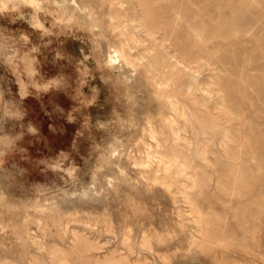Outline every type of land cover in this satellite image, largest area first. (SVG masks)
<instances>
[{
	"label": "rangeland",
	"instance_id": "obj_1",
	"mask_svg": "<svg viewBox=\"0 0 264 264\" xmlns=\"http://www.w3.org/2000/svg\"><path fill=\"white\" fill-rule=\"evenodd\" d=\"M135 1L87 0L94 28L74 30V36H41L30 23V6L0 13V31L27 35L29 47L40 46L39 61L61 48L79 55L95 37L105 49L124 48L139 72L136 95L118 109L121 124L113 136L121 152L104 169L105 177H114L110 187L105 178L86 195L79 194L85 191L81 184H46L41 192L26 179L0 177V264H264V0H152L159 22L152 31ZM156 44L192 77L181 70L175 80L169 64L155 63ZM6 76V86L18 93L15 76ZM36 118L48 119L43 112ZM82 132L94 167L104 141L95 130ZM94 143L101 145L96 151ZM170 163L176 165L167 174ZM82 183L91 185V175ZM46 201L50 210L39 211Z\"/></svg>",
	"mask_w": 264,
	"mask_h": 264
},
{
	"label": "clouds",
	"instance_id": "obj_2",
	"mask_svg": "<svg viewBox=\"0 0 264 264\" xmlns=\"http://www.w3.org/2000/svg\"><path fill=\"white\" fill-rule=\"evenodd\" d=\"M22 6L34 9L30 23L41 36H74V30L94 28L89 24L92 5L87 0H0V13ZM28 45L27 35L0 31V177L12 183L26 179L41 186V192L47 190L42 187L46 184H81L85 191L79 194L86 195L105 178L110 187L114 177H105L104 169L119 151L113 136L121 124L118 109L138 90L135 61L111 45L101 47L95 37L87 51L79 49V55L61 48L45 61L37 59L39 45ZM9 72L16 78L18 93L6 86L11 83ZM36 108L47 121L36 118L39 112L33 115ZM76 125L80 127L73 136ZM85 128L101 134L104 141L94 167L80 139ZM100 147L94 143L92 151ZM89 175L93 183H82ZM119 175H125L123 168ZM77 194L65 191V196ZM48 203L38 210H50Z\"/></svg>",
	"mask_w": 264,
	"mask_h": 264
},
{
	"label": "bare ground",
	"instance_id": "obj_3",
	"mask_svg": "<svg viewBox=\"0 0 264 264\" xmlns=\"http://www.w3.org/2000/svg\"><path fill=\"white\" fill-rule=\"evenodd\" d=\"M156 1H158V0H156ZM182 1V0H181ZM122 2V1H121ZM136 3L135 4H137L138 6L135 8V10H140V12H142V14H143V22L142 23H144L145 25H146V27H147V29H149L150 31H152V30H154V29H156L157 27H159V22L157 21V15H156V10H155V7H154V2L152 1V0H136L135 1ZM102 3V2H101ZM125 3V2H124ZM165 3H166V1H165ZM134 4V3H133ZM169 4H171V3H169ZM181 4V3H180ZM108 6H110L109 4H108ZM166 6H168V5H166ZM172 6V5H171ZM99 7V6H98ZM97 7V8H98ZM101 7H104V6H102L101 5ZM162 7V6H161ZM169 7V6H168ZM192 7V6H191ZM113 8V7H112ZM120 8H121V6H120ZM124 8V7H123ZM226 8V7H225ZM173 9V8H172ZM101 10V9H100ZM107 10H108V8H107ZM210 10V9H209ZM180 11V10H179ZM112 12V11H111ZM213 12V11H212ZM199 13V12H198ZM227 13V12H226ZM240 13V12H239ZM243 13V12H242ZM100 14V13H99ZM113 14H115L114 12H113ZM129 14V13H128ZM131 14V13H130ZM230 14H231V12H230ZM179 14H177V16H178ZM195 15V14H194ZM206 16V15H205ZM132 17V16H131ZM197 17H199V16H197ZM179 18V17H178ZM178 18H177V20H178ZM191 18H192V16H191ZM208 18V17H207ZM162 19V18H161ZM230 19V18H229ZM238 19V18H237ZM175 20H176V17H175ZM208 20V19H207ZM131 21H132V19H131ZM138 21V20H137ZM130 22V21H129ZM211 22V21H210ZM215 22V21H214ZM212 23V22H211ZM125 24V23H124ZM135 24V23H134ZM136 25V24H135ZM207 25H208V23H207ZM215 25V24H214ZM254 25V24H253ZM97 26V25H96ZM179 26V25H178ZM122 27V26H121ZM175 27V26H174ZM201 28V27H200ZM242 28V27H241ZM132 29V28H131ZM188 29V28H187ZM250 29V28H249ZM253 29V28H252ZM166 30V29H165ZM234 30V29H233ZM150 31H147V30H145V32H146V34H147V36H149L148 34H150L151 35V32ZM162 31V30H161ZM177 31V30H176ZM183 31V30H182ZM181 31V32H182ZM263 31V30H262ZM105 32V31H104ZM202 32V31H201ZM161 33V32H160ZM98 34V33H97ZM176 34V33H175ZM190 34V33H189ZM192 34H193V32H192ZM243 34V33H242ZM112 35V34H111ZM239 35V34H238ZM245 35H247V34H245ZM186 36V35H185ZM192 36V35H191ZM251 36V35H250ZM253 36V35H252ZM257 36V35H256ZM260 36V35H259ZM113 37V36H112ZM200 37V36H199ZM230 37V36H229ZM241 37V36H240ZM254 37V36H253ZM158 38V37H157ZM195 38V37H194ZM247 38V37H246ZM255 38V37H254ZM180 39V38H179ZM188 39V38H187ZM257 39H258V37H257ZM154 40V39H153ZM169 40V39H168ZM182 40V39H181ZM220 40V39H219ZM137 41H139V39L137 40ZM182 41H184V40H182ZM193 41V40H192ZM196 41V40H195ZM194 41V42H195ZM199 41V40H198ZM111 42V41H110ZM248 42V41H247ZM107 43V42H106ZM114 43V42H113ZM132 43V42H131ZM184 43V42H183ZM198 43V42H197ZM205 43V42H204ZM214 43V42H213ZM249 43V42H248ZM117 44V43H116ZM125 44V43H124ZM148 44H149V42H148ZM152 44V43H151ZM181 44V43H180ZM191 44V43H190ZM193 44V43H192ZM200 45H202L201 44V42H200ZM113 46V45H112ZM191 46V45H190ZM199 46V45H198ZM205 46V45H204ZM209 46V45H208ZM192 47V46H191ZM193 47H194V45H193ZM227 47V46H226ZM142 48V47H141ZM232 48V47H231ZM196 49V48H195ZM117 50H123V51H125V49L124 48H122V47H120L119 49H117ZM131 51H132V49H130ZM137 50V49H136ZM196 50H198V49H196ZM203 50V49H202ZM232 50V49H231ZM254 51V50H253ZM126 52V51H125ZM196 52V51H195ZM127 53V52H126ZM134 53V52H133ZM205 53V52H204ZM214 54L216 55V53H215V51H214ZM218 54V53H217ZM181 55V54H180ZM195 55V54H194ZM237 56V55H236ZM211 57H212V55H211ZM218 57V56H217ZM216 57V59H218ZM152 58H153V61L155 62V63H159V64H165V63H167V64H169L170 65V71H171V73L174 75V79L175 80H178L180 77L178 76V74H179V72L181 71V70H183L184 71V74L185 75H188V76H190V77H192V74L190 73V72H188L186 69H185V67H183V66H179V64H178V62L177 61H175V60H173L172 58H171V56L169 55V52L168 51H166L165 50V48H163L162 46H160L159 44H156V45H154V53H153V55H152ZM213 58V57H212ZM244 59V58H243ZM263 59H264V57H263ZM184 60V59H183ZM219 60V59H218ZM246 61V60H245ZM245 61L243 62V63H245ZM141 62V61H140ZM204 62V61H203ZM213 62V61H212ZM233 62V61H232ZM238 62H239V59H238ZM247 62V61H246ZM216 63V62H215ZM220 63H222V62H220L219 61V64ZM226 63V62H225ZM232 64V63H231ZM241 64V63H240ZM219 66V65H218ZM220 66H221V64H220ZM222 66H223V64H222ZM221 66V67H222ZM230 66V65H229ZM231 66H233V65H231ZM257 66V65H256ZM203 67V66H202ZM224 67V66H223ZM247 67H248V65H247ZM236 68V66L234 67V69ZM240 68H241V66H240ZM226 69V68H225ZM232 70V69H231ZM255 70V69H254ZM224 72V71H223ZM226 72V71H225ZM239 72V71H238ZM209 74V73H208ZM207 74V75H208ZM226 74V77H227V73H225ZM204 75V74H203ZM211 76V75H210ZM242 76V75H241ZM229 78H230V76H228ZM254 77V76H253ZM225 78V77H224ZM237 78V77H236ZM239 79V78H238ZM246 79H248V78H246ZM232 81V80H231ZM223 82V81H222ZM242 82V81H241ZM243 83V82H242ZM246 83V82H245ZM159 84V83H158ZM243 85H244V83H243ZM155 88V87H154ZM190 88H191V86H190ZM262 88L264 89V87L262 86ZM237 89V88H236ZM244 89H246L245 87H244ZM250 89V88H249ZM249 89H248V92H249ZM200 90H201V88H200ZM188 91V90H187ZM154 92V91H153ZM250 92H252V91H250ZM238 93H239V90H238ZM237 93V94H238ZM253 93V92H252ZM157 95V94H156ZM170 95V94H169ZM240 95V94H239ZM255 95H257L256 93H255ZM167 96V95H166ZM211 96V95H210ZM260 96H261V94H260ZM168 97V96H167ZM255 97V96H254ZM241 98V97H240ZM261 98V97H260ZM171 99V98H170ZM169 99V100H170ZM176 99V98H175ZM259 99V98H258ZM168 100V101H169ZM247 100V99H246ZM245 100V101H246ZM253 100H255V99H253ZM174 101V100H173ZM172 101V102H173ZM245 101H244V103H245ZM257 101H259V100H256V102ZM249 102V101H248ZM261 102V101H260ZM174 103V102H173ZM172 103V104H173ZM262 103V102H261ZM177 104V103H176ZM195 104V103H194ZM185 105V104H184ZM249 105V104H248ZM255 105V104H254ZM259 105V104H258ZM261 105H263V104H261ZM186 106V105H185ZM253 106V105H252ZM181 107V106H180ZM261 107H263V106H261ZM161 108V107H160ZM163 108V107H162ZM175 108V107H174ZM187 108V107H186ZM249 109V108H248ZM261 109V108H260ZM256 110V109H255ZM166 111V110H165ZM177 111V110H176ZM192 111V110H191ZM173 112V111H172ZM181 112V111H180ZM187 112V111H186ZM238 112V111H237ZM258 112V111H257ZM168 113V112H167ZM255 113V112H254ZM253 113V114H254ZM181 114V113H180ZM187 114V113H186ZM189 114V113H188ZM260 114V113H259ZM263 114V113H262ZM174 115V114H173ZM173 115H171V116H173ZM179 115V114H178ZM182 115V114H181ZM186 116V115H185ZM263 116V115H262ZM158 116H156V118H157ZM190 117V116H189ZM251 117V116H250ZM249 117V118H250ZM155 118V117H154ZM153 118V119H154ZM176 118V117H175ZM249 118H248V120H249ZM259 118V117H258ZM180 119H181V117H180ZM217 119V118H216ZM245 119H247V118H245ZM263 119V118H262ZM157 120V119H156ZM174 120V119H173ZM189 120V119H188ZM257 119H255V121H256ZM148 121V120H147ZM162 121V120H161ZM177 121V120H176ZM239 121V120H238ZM186 122V121H185ZM190 122H191V120H190ZM248 122V121H247ZM260 122V121H259ZM261 122H262V120H261ZM172 120H169V121H167V125L171 128L172 127ZM178 123V122H177ZM153 124V123H152ZM155 124H157V123H155ZM160 124V123H159ZM179 124V123H178ZM238 124H239V122H238ZM254 124V123H253ZM205 123L204 124H202L201 126H200V129H202V130H205ZM258 125V124H257ZM247 126V125H246ZM261 126V125H260ZM157 127V126H156ZM159 127V126H158ZM157 127V128H158ZM161 127V126H160ZM159 127V128H160ZM185 127V126H184ZM188 127V126H187ZM248 127V126H247ZM156 128V129H157ZM186 129V128H185ZM190 129H192V128H190ZM208 129V128H207ZM264 129V128H263ZM152 130V129H151ZM240 130V129H239ZM248 130V129H247ZM172 131V130H171ZM189 131V130H188ZM192 131V130H191ZM193 131H194V129H193ZM246 131V130H245ZM252 131V130H251ZM180 132V131H179ZM182 132V131H181ZM206 132H208V131H206ZM242 132L244 133V131L242 130ZM247 132V131H246ZM248 132H250V131H248ZM264 132V131H263ZM149 133V132H148ZM188 133V132H187ZM190 133V132H189ZM188 133V134H189ZM233 133V132H232ZM202 134V133H201ZM250 134V133H249ZM211 135V134H210ZM232 135V134H231ZM244 135V134H243ZM177 136V135H176ZM184 136V135H183ZM171 137V136H170ZM182 137V136H181ZM212 137V136H211ZM155 138V137H154ZM153 138V139H154ZM177 138H179V136L177 137ZM200 138V137H199ZM203 138H205V137H203ZM213 138V137H212ZM209 139V138H208ZM246 139V138H245ZM248 139V138H247ZM156 140V139H155ZM186 140V139H185ZM200 140V139H199ZM199 140H198V142H199ZM205 140V139H204ZM244 140V139H243ZM202 141V140H201ZM213 141H215V140H213ZM242 141V140H241ZM157 142H159V141H157ZM204 142V141H203ZM202 142V143H203ZM216 142V141H215ZM143 143V142H142ZM150 143V142H149ZM152 143V142H151ZM150 143V144H151ZM161 143V142H160ZM171 143V142H170ZM194 143V142H193ZM245 143V142H244ZM148 144V143H147ZM149 144V145H150ZM166 144V143H165ZM181 144H182V142H181ZM184 144V143H183ZM186 144V143H185ZM233 144V143H232ZM203 145V144H202ZM236 145V144H235ZM152 146H154V145H152ZM213 146V145H212ZM158 147V146H157ZM137 148V147H136ZM145 148V147H144ZM143 148V149H144ZM150 148V147H149ZM140 149H142V148H140ZM194 149V148H193ZM198 149V148H197ZM246 149H248V148H246ZM147 150V149H146ZM149 150V149H148ZM192 150V149H191ZM218 150V149H217ZM258 150H260V149H258ZM120 151V150H119ZM132 151H134V150H132ZM139 151V150H138ZM143 151V150H142ZM182 151V150H181ZM248 151V150H247ZM264 151V150H263ZM121 152V151H120ZM140 152H141V150H140ZM144 152H146V151H144ZM194 152V151H193ZM132 153V152H131ZM187 153V152H186ZM219 153V152H218ZM146 154V153H145ZM151 154V153H150ZM252 154V153H251ZM136 155V154H135ZM134 155V156H135ZM152 155V154H151ZM157 155V154H156ZM220 155V154H219ZM249 155V154H248ZM259 155V154H258ZM145 156V155H144ZM162 156V155H161ZM160 156V157H161ZM193 156V155H192ZM155 157V156H154ZM209 157V156H208ZM220 157H222V156H220ZM246 157V156H245ZM261 157V156H260ZM212 158H214V157H212ZM211 158V159H212ZM223 158V157H222ZM221 158V159H222ZM151 160H152V158H151ZM154 160L156 161V159L154 158ZM195 160H196V158H195ZM214 160V159H213ZM255 160V159H254ZM131 161H133V160H131ZM163 161V160H162ZM246 161V160H245ZM259 161V160H258ZM149 162V161H148ZM157 162V161H156ZM171 162V161H170ZM238 162V161H237ZM252 162V161H251ZM131 163V162H130ZM153 164H155L154 162H152ZM162 163V162H161ZM253 163V162H252ZM259 163V162H258ZM131 164H133V163H131ZM152 164V165H153ZM230 164H231V162H230ZM138 165V164H137ZM156 165H157V163H156ZM163 165V164H162ZM176 164H174V163H170V164H166L165 166H164V171L167 173V174H170V173H172V171H173V167L175 166ZM180 165V164H179ZM142 167V166H141ZM152 167V166H151ZM162 167V166H161ZM245 167H247V166H245ZM256 167V166H255ZM144 168V167H143ZM181 168V167H180ZM252 168V167H251ZM208 169V168H207ZM259 169V168H258ZM248 170V169H247ZM261 170V169H260ZM184 171V170H183ZM182 171V168H181V170H180V173H182L183 172ZM255 171V170H254ZM250 173V172H249ZM200 175V174H199ZM245 175H247V174H245ZM251 175V174H250ZM249 175V176H250ZM254 175V174H253ZM255 175H256V173H255ZM187 176V175H186ZM214 177V176H213ZM256 177V176H255ZM192 179H194V178H192ZM233 179V178H232ZM248 180V179H247ZM183 181V180H182ZM181 181V182H182ZM192 182H193V180H192ZM214 182V181H213ZM179 183V182H178ZM185 183H186V181H185ZM194 185V184H193ZM213 185V184H212ZM179 187H182V186H179ZM178 187V188H179ZM188 188V187H187ZM227 189V188H226ZM232 190H233V188H231ZM228 190V189H227ZM179 191V190H178ZM181 191V190H180ZM166 192V191H165ZM196 192V191H195ZM259 192V191H258ZM172 193V192H171ZM174 194V193H173ZM190 194H192V193H190ZM199 194V193H198ZM233 194V193H232ZM182 195V194H181ZM235 195H237V194H235ZM195 196H196V194H195ZM221 196V195H220ZM232 196V195H231ZM168 197H169V195H168ZM173 197V196H172ZM170 198V197H169ZM196 198H197V196H196ZM196 198H194V199H196ZM230 198V197H229ZM262 199V198H261ZM171 200V199H170ZM169 200V201H170ZM201 200V199H200ZM225 200V199H224ZM202 201V200H201ZM263 201V200H262ZM261 201V202H262ZM171 202V201H170ZM198 202V201H197ZM225 202V201H224ZM172 203V202H171ZM206 203V202H205ZM204 203V204H205ZM193 204V203H192ZM183 205V204H182ZM186 205V204H185ZM202 205V204H201ZM208 205V204H207ZM206 205V206H207ZM48 206V205H47ZM208 207V206H207ZM203 208H204V206H203ZM233 208V207H232ZM206 209V208H205ZM204 209V210H205ZM231 209V208H230ZM140 210V209H139ZM142 210H144V209H142ZM220 211V210H219ZM200 212H201V210H200ZM204 213V212H203ZM202 213V214H203ZM46 214V213H45ZM178 214V213H177ZM232 217V216H231ZM29 218V217H28ZM45 219V218H44ZM82 219V218H81ZM74 222V221H73ZM82 223H83V221H82ZM95 224V223H94ZM93 224V225H94ZM87 225H89V224H87ZM225 225V224H224ZM173 226V225H172ZM245 226V225H244ZM90 227V226H89ZM197 227V226H196ZM224 228V227H223ZM73 229V228H72ZM146 229V228H145ZM148 230V229H147ZM152 230V229H151ZM170 230V229H169ZM182 230V229H181ZM262 230V229H261ZM223 231V230H222ZM42 232V231H41ZM54 232V231H53ZM74 232V231H73ZM107 232V231H106ZM112 232V231H111ZM154 232V231H153ZM169 232H171V231H169ZM264 232V231H263ZM262 232V233H263ZM37 233V232H36ZM118 234H119V232H117ZM145 233V232H144ZM160 233V232H159ZM165 233V232H164ZM39 235H40V233H38ZM149 234V233H148ZM44 235H42V237H43ZM114 236V235H113ZM122 236V235H121ZM131 236H133V235H131ZM150 236V235H149ZM263 236V235H262ZM22 237H24V236H22ZM116 237V236H115ZM157 237V236H156ZM190 237V236H189ZM250 236H248L247 238H249ZM261 237V236H260ZM40 238V237H39ZM142 238V237H141ZM145 239H147V238H145ZM150 239V238H149ZM155 239V238H154ZM198 239H199V237H198ZM201 239V238H200ZM68 240V239H67ZM127 240V239H126ZM165 240V239H164ZM202 240V239H201ZM1 241V240H0ZM18 241V240H17ZM47 240L45 239V242H46ZM49 241H50V239H49ZM56 241V240H55ZM66 241V240H65ZM226 241V240H225ZM135 242V241H134ZM156 242V241H155ZM188 242H189V238H188ZM201 242V241H200ZM67 243V242H66ZM130 243V242H129ZM222 243V242H221ZM71 244V243H70ZM135 244H137V243H135ZM147 244V243H146ZM150 244H152V242H150ZM158 244V243H157ZM156 244V245H157ZM196 244V243H195ZM249 245V244H248ZM60 246V245H59ZM130 246L132 247V245H131V243H130ZM154 246H155V244H154ZM194 246V245H193ZM33 247V246H32ZM63 247V246H62ZM135 247V246H134ZM140 247V246H139ZM138 247V248H139ZM183 247V246H182ZM188 247H189V245H188ZM136 248V247H135ZM172 248V247H171ZM174 248V247H173ZM132 249H133V247H132ZM141 249V248H140ZM153 249V248H152ZM182 249V248H181ZM189 249V248H188ZM194 249V248H193ZM29 250V249H28ZM33 250V249H32ZM133 250H135V249H133ZM184 250H186V249H184ZM58 251V250H57ZM157 251H161V250H156V252ZM169 251H172V250H169ZM219 251V250H218ZM264 251V250H263ZM3 252V251H2ZM108 252V251H107ZM154 252V251H153ZM163 252V251H162ZM175 252V251H174ZM194 252V251H193ZM30 253H32V252H30ZM104 253V252H103ZM150 253V252H149ZM50 254V253H49ZM100 254V253H99ZM153 254V253H152ZM1 255V254H0ZM45 255H46V253H45ZM262 255V254H261ZM264 255V254H263ZM154 256V255H153ZM158 256V255H157ZM54 257V256H53ZM56 257V256H55ZM43 258H44V256H43ZM46 258V260H47V257H45ZM49 258V257H48ZM84 258V257H83ZM156 258V257H155ZM188 258V257H187ZM234 258V257H233ZM8 259H10V258H8ZM29 259V258H28ZM38 259H39V257H38ZM53 259V258H52ZM118 259V258H117ZM123 259V258H122ZM183 259V258H182ZM220 259V258H219ZM30 260H32V259H30ZM63 260V259H62ZM156 260V259H155ZM59 262H60V259L58 260ZM80 261V260H79ZM157 261V260H156ZM183 261H184V259H183ZM2 262V261H1ZM21 262V261H20ZM41 262H43L42 260H41ZM53 262V261H52ZM90 262V261H89ZM107 262V261H106ZM155 262V261H154ZM63 263H65V262H63ZM86 263V262H85ZM97 263V262H96ZM104 263V262H103ZM202 263H203V261H202ZM242 263V262H241ZM44 264V263H43ZM49 264V263H48ZM52 264V263H51ZM87 264V263H86ZM93 264H94V262H93ZM101 264V263H100ZM118 264V263H117ZM222 264V263H221ZM253 264H254V262H253Z\"/></svg>",
	"mask_w": 264,
	"mask_h": 264
}]
</instances>
